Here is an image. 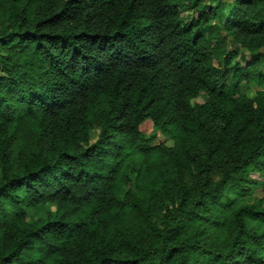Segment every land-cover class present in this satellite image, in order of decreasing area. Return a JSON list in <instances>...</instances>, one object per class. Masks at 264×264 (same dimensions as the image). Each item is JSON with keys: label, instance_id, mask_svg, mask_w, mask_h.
I'll return each mask as SVG.
<instances>
[{"label": "trees", "instance_id": "16d2710c", "mask_svg": "<svg viewBox=\"0 0 264 264\" xmlns=\"http://www.w3.org/2000/svg\"><path fill=\"white\" fill-rule=\"evenodd\" d=\"M259 182L264 0H0V264H264Z\"/></svg>", "mask_w": 264, "mask_h": 264}, {"label": "rangeland", "instance_id": "374dc122", "mask_svg": "<svg viewBox=\"0 0 264 264\" xmlns=\"http://www.w3.org/2000/svg\"><path fill=\"white\" fill-rule=\"evenodd\" d=\"M251 93H249V95H250ZM202 100L201 99H197V102L198 103H200ZM147 125H150L149 124V121H146L143 125H142V127L141 128H143V127H145L146 126V128H145V135L146 136H148V134H150L151 132V128L149 127V126H147ZM156 135V138L153 140V143H152V145H156V144H160V143H165L166 145H171V142L170 141H166V139H165V137L162 135V134H160V133H156L155 134ZM252 178H255V179H257L256 177H252ZM259 183H263V182H259ZM264 184V183H263ZM258 188H260L259 186H257ZM261 189V188H260ZM256 195H262V190H259V191H257L256 193H255Z\"/></svg>", "mask_w": 264, "mask_h": 264}]
</instances>
